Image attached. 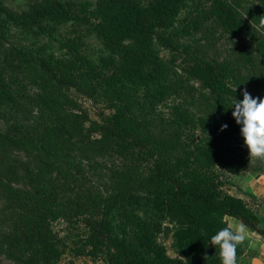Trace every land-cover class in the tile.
<instances>
[{
	"label": "trees",
	"instance_id": "1",
	"mask_svg": "<svg viewBox=\"0 0 264 264\" xmlns=\"http://www.w3.org/2000/svg\"><path fill=\"white\" fill-rule=\"evenodd\" d=\"M182 1L27 0L25 8L16 9L0 0V111L24 115L33 104L41 111L0 131V195L13 209L9 225L0 230V245L11 258L56 264L69 252L101 261L91 264H176L151 240L161 226L156 206L205 232L190 244L195 264H220L210 238L229 217L264 237L257 210L225 192L211 172L215 166L230 173L245 168L244 160L227 149L242 127L229 100L241 101L245 89L264 99V34L239 10L248 0H207L205 18L238 44L228 58L190 63L189 74L204 87L197 90L153 47L156 37L173 46L158 29L174 23ZM251 1L264 13V0ZM75 20L88 25L109 51L99 62L85 54L84 34L76 30L59 41L67 58L43 55L13 39V28ZM136 86L145 89L152 106L173 100L169 124L188 125L196 141L181 146L175 137L156 136L137 106ZM75 93L102 102L109 112L90 119ZM180 96L187 97L186 105L176 102ZM16 152L30 161L18 162ZM106 154L119 156L123 164H107L100 159ZM141 191L145 195L137 196ZM55 223L74 228L73 246L67 248ZM243 253L242 244L237 264Z\"/></svg>",
	"mask_w": 264,
	"mask_h": 264
},
{
	"label": "rangeland",
	"instance_id": "2",
	"mask_svg": "<svg viewBox=\"0 0 264 264\" xmlns=\"http://www.w3.org/2000/svg\"><path fill=\"white\" fill-rule=\"evenodd\" d=\"M6 4L16 9H22L27 6V0H4ZM65 2H75L79 4L83 1L94 5L95 0H63ZM73 7L74 13L79 12V6ZM207 0H183L176 14L174 23L165 29H158V33L170 37L173 46H165L156 37L153 41V47L157 54L175 71V74L184 82L193 85L197 90H204L201 82L193 78L188 67L193 61L200 59H223L234 54L238 39L228 35L212 19L205 18L207 9ZM239 10L253 27L257 29L264 13L258 7L257 3L251 0L242 2ZM76 30L84 34V52L99 62L102 57L109 53L100 40L90 30L89 26L79 23L77 20L60 23L57 25L47 23L45 26L35 27L31 30L13 28V39L29 47L38 53L55 58H67L68 53L59 46L61 38ZM11 86L15 89V84L9 80ZM138 96L137 106L146 121L149 129L158 137L170 139L177 138L181 146H191L196 141L197 133L188 125L175 126L170 125L169 110L173 100H166L154 106L150 105L144 96L145 89L142 86H136ZM75 101L79 107L85 111L90 119L99 120V113H108L102 102L93 101L90 98L75 93ZM177 103H187V97L180 96L176 98ZM234 99L229 100L231 109L234 111ZM28 107V106H27ZM26 107V108H27ZM25 108V109H26ZM41 115L40 107L32 105L23 114H12L8 109L0 111V131L5 132L14 129L20 123L28 118L35 119ZM228 151L233 155L242 158L245 168L236 173H230L223 166H215L211 172L216 175L221 182L222 189L233 195L242 197L249 206L255 208L259 215V228L264 230V162L252 160L249 157L248 149L244 144L243 137L239 132L235 133L230 139ZM15 158L18 162L30 161L29 156L23 152H16ZM101 160L110 165H122L123 160L115 154H106L100 157ZM103 181L93 180V185H98ZM144 196L143 191L136 194ZM144 199L143 197H141ZM149 198V197H145ZM157 215L161 226L152 233L151 240L158 244L163 252L176 264H195L196 258L191 250V242L197 233L205 232L197 229L183 216L172 211H166L161 206H156ZM13 209L10 203L0 195V230L5 229L12 217ZM227 221L241 223L234 218H227ZM55 230L65 243L67 248L73 246L76 241L75 230L66 223H55ZM247 228V238L243 243L244 253L238 259L239 264H251L252 261L264 264V237ZM258 259V260H257ZM94 260L88 254L72 255L66 252L56 264H91ZM103 262V261H102ZM0 264H25V258L13 259L5 251L4 246L0 245Z\"/></svg>",
	"mask_w": 264,
	"mask_h": 264
},
{
	"label": "clouds",
	"instance_id": "3",
	"mask_svg": "<svg viewBox=\"0 0 264 264\" xmlns=\"http://www.w3.org/2000/svg\"><path fill=\"white\" fill-rule=\"evenodd\" d=\"M257 30L264 34V16L257 26ZM235 88V92H236ZM232 112L236 123L242 125L240 133L246 145L249 157L252 160L264 162V99L253 98L248 91H243V99L233 104ZM228 125H223L224 130ZM226 226L212 235L210 244L219 249L218 257L220 264H237V248L247 238V228L243 223L224 221ZM208 257L205 256V259Z\"/></svg>",
	"mask_w": 264,
	"mask_h": 264
},
{
	"label": "crops",
	"instance_id": "4",
	"mask_svg": "<svg viewBox=\"0 0 264 264\" xmlns=\"http://www.w3.org/2000/svg\"><path fill=\"white\" fill-rule=\"evenodd\" d=\"M258 260V259H257ZM251 264H259V263H256V261H252Z\"/></svg>",
	"mask_w": 264,
	"mask_h": 264
}]
</instances>
